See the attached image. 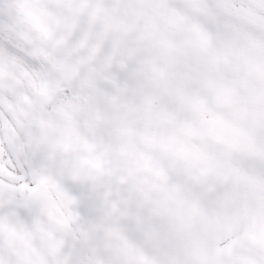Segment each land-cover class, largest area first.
<instances>
[{
  "label": "snow or ice",
  "instance_id": "obj_1",
  "mask_svg": "<svg viewBox=\"0 0 264 264\" xmlns=\"http://www.w3.org/2000/svg\"><path fill=\"white\" fill-rule=\"evenodd\" d=\"M0 264H264V0H0Z\"/></svg>",
  "mask_w": 264,
  "mask_h": 264
}]
</instances>
